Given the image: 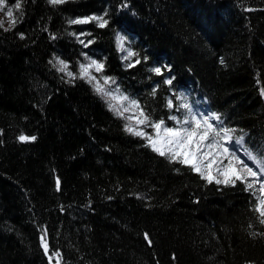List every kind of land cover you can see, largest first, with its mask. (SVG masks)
Here are the masks:
<instances>
[{
	"label": "trees",
	"instance_id": "trees-1",
	"mask_svg": "<svg viewBox=\"0 0 264 264\" xmlns=\"http://www.w3.org/2000/svg\"><path fill=\"white\" fill-rule=\"evenodd\" d=\"M15 2L18 23L0 29V264H264L254 189L209 184L159 156L92 84L54 67L64 60L78 77L87 59L102 62L97 79L152 120L172 127L181 105L202 108L243 136L244 152L264 153V0ZM91 16L107 27L69 23Z\"/></svg>",
	"mask_w": 264,
	"mask_h": 264
},
{
	"label": "snow or ice",
	"instance_id": "snow-or-ice-1",
	"mask_svg": "<svg viewBox=\"0 0 264 264\" xmlns=\"http://www.w3.org/2000/svg\"><path fill=\"white\" fill-rule=\"evenodd\" d=\"M52 5L66 3V0H49ZM14 7L20 10L22 5L20 0H16ZM0 11L5 12L8 18V27H4V22L0 20V29L10 31L15 28L18 23L17 17L14 16L13 7L8 6L6 0H0ZM107 15V13H105ZM92 21L97 22L100 28L107 27L109 21L104 16H91L86 18H77L69 20L70 24H87ZM83 35V33H81ZM23 38V34H21ZM55 39V36L52 37ZM84 44V41H81ZM88 41L84 44L85 47L91 44ZM121 50L123 48V39H121ZM87 58V54H83ZM136 53L128 51L125 60L131 59ZM51 63V61H50ZM141 63L139 59L129 64V67H134ZM58 66L57 70L65 73L71 79H83L89 84H92L97 94L103 96L108 101L110 111H113L118 117L128 121L125 124L124 130L129 134L140 137L146 141V146L157 153L161 157H167L169 162L179 163L189 167L192 172L207 183H215L217 185H235L238 181L245 183L248 189H254L256 184H259V195L255 202L254 211L258 214L259 223L264 225V153H254L250 150H245L247 161L241 159L237 155L235 149L230 150L228 145L232 144L235 134L234 128L223 126V121L220 115L215 113H202L193 111L188 104H183L180 107L186 110V115L180 118L176 115H170L169 120L175 123V126H166L164 119L152 120L151 116L146 113L140 103L135 99H130L128 96L120 94L119 88L108 90L106 86L115 84L111 77H103V84L92 74V70L96 73H101L104 70V64L94 59H89L87 64H80L78 77L71 71H68V64L59 58L56 59L54 67ZM165 70L170 71V67ZM157 76H163L164 70L161 67H153L150 69ZM174 78H168L164 83L172 85ZM156 89H153L155 95ZM261 95H264V89H261ZM115 101V103H112ZM125 102H127L125 106ZM169 110H173L176 106L172 99L166 102ZM125 113H133L125 116ZM147 128H151L149 133ZM21 142H32L36 140L35 136L21 134L18 137ZM243 136L236 138L235 144H242ZM227 161V163H225ZM256 168L257 170H254ZM251 178V179H250ZM57 191L60 189V180L57 177L55 180ZM47 230L44 229L40 235L41 246L44 253L48 256L49 261L52 260V255L49 254V244L46 240ZM145 240L151 244V240L147 233L144 234ZM61 254L59 251L55 253L56 257ZM59 264V261H57Z\"/></svg>",
	"mask_w": 264,
	"mask_h": 264
},
{
	"label": "rangeland",
	"instance_id": "rangeland-1",
	"mask_svg": "<svg viewBox=\"0 0 264 264\" xmlns=\"http://www.w3.org/2000/svg\"><path fill=\"white\" fill-rule=\"evenodd\" d=\"M0 20H2L4 22V27H8V18L6 17L5 12L0 11ZM121 39H122L121 37H118V46H119V49H120L121 52H124L125 54H127V49H126V47L124 45V40H123V48H124V50H121ZM88 62H89V59L86 60L85 64H87ZM92 74L93 75L97 74L94 71V69L92 70ZM101 84H103V79H102V83ZM106 87L110 91L116 89L115 87H113V84H111L109 86H106ZM112 103H115V101H112ZM126 104H127V102H125V106H126ZM191 108H192L193 111H197L198 110V111H200L202 113H208V112H206L202 108H199V109H197V108L195 109L193 107H191ZM132 114L133 113H125V116L132 115ZM186 114L187 113H186V110H185V115ZM124 120L128 123V121L126 119H124ZM149 133H151V132H149ZM228 147L230 148V150L235 149L236 152H237V155L240 156L241 159H244L246 163H249V166H252L251 162L247 161V158L245 156V152L242 149V144H239V145L235 144V140L233 139L232 144L228 145ZM225 163H227V161H225ZM254 170H257V169L254 168ZM262 179H264V177H262ZM258 189H259V184H256L255 187H254V190L257 193V195H259Z\"/></svg>",
	"mask_w": 264,
	"mask_h": 264
}]
</instances>
